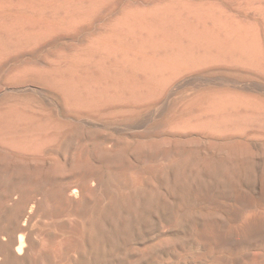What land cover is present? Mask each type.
I'll use <instances>...</instances> for the list:
<instances>
[{
  "label": "bare ground",
  "instance_id": "obj_1",
  "mask_svg": "<svg viewBox=\"0 0 264 264\" xmlns=\"http://www.w3.org/2000/svg\"><path fill=\"white\" fill-rule=\"evenodd\" d=\"M0 264H264V0H0Z\"/></svg>",
  "mask_w": 264,
  "mask_h": 264
}]
</instances>
